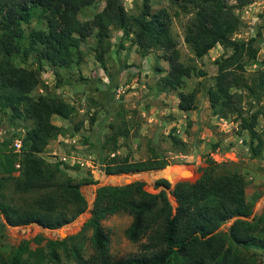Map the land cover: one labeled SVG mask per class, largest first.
Instances as JSON below:
<instances>
[{"label": "trees", "instance_id": "trees-1", "mask_svg": "<svg viewBox=\"0 0 264 264\" xmlns=\"http://www.w3.org/2000/svg\"><path fill=\"white\" fill-rule=\"evenodd\" d=\"M102 1L99 11L88 21H80L78 13L95 0H0V111L10 110L16 117L25 112L32 121L23 130L18 152L0 148V173L2 178L11 180L16 192H37L27 207L0 202V214L8 225L36 224L54 229L67 224L85 208L80 186L95 182L74 180L57 163L41 156L48 141L63 131L61 126L51 122V117L69 121L75 111L72 104L47 90L42 83L43 64L54 73L57 69L77 66L83 58L80 44L86 37L93 34L103 53L108 47L110 30L116 29L121 36L130 37L140 56L151 50L161 52L168 68L157 82L160 91L179 89L183 78L193 73L191 67L179 60L165 9L150 12V0H140L139 14L135 15L125 10L122 0ZM252 1L168 0L171 6L190 15L183 41L195 57H202L216 44L229 50L214 61L216 73L213 85L206 90L207 99L213 115L231 116L239 129L247 131L248 150L251 156H256L261 150V138L254 127L261 112L249 109L245 115L240 96L231 91V87H244L257 100L264 94L263 68L249 82L241 74L243 65L255 59L254 38L239 40L231 36L241 25L235 10ZM36 12L44 19V28L25 30L24 26ZM101 53L97 55L99 60ZM29 56L33 57L35 66L26 63ZM155 70L161 73V68L156 66ZM35 87H40L42 92L31 97ZM195 92V88L189 93L178 90L177 108L192 109ZM115 136L126 137V129L107 136L105 143L110 142L112 155L100 158L105 174L158 170L168 164L166 158L155 154L135 161L114 154ZM169 139L177 150L185 144L172 134ZM103 145L100 144V149ZM224 165L205 156L204 165L194 180H180L170 188L174 206L165 192L170 184L163 178L154 182V187H162L157 193L144 190L140 181L124 186H99L89 217L78 232L60 240H48L45 253L39 248L30 250L26 242L21 241L9 253H0V264H57L60 261L58 247H62L64 255L75 264H245L239 250L264 252V237L257 235L264 234V221L247 218L245 178L236 169L222 168ZM165 171L164 177H175L170 170ZM116 212L130 216L125 236L138 244L136 252L120 258L111 256L109 236L101 224L107 215ZM229 220V225L221 229ZM85 229H90L88 237L84 235ZM85 239L91 249L87 257L82 253ZM27 253L34 259L28 260Z\"/></svg>", "mask_w": 264, "mask_h": 264}, {"label": "rangeland", "instance_id": "rangeland-1", "mask_svg": "<svg viewBox=\"0 0 264 264\" xmlns=\"http://www.w3.org/2000/svg\"><path fill=\"white\" fill-rule=\"evenodd\" d=\"M122 4L127 12L139 14L140 0H122ZM102 5V0H95L90 6L81 9L78 19L88 21ZM160 8L165 9L170 18L169 32L176 42L179 60L193 69L192 74L183 78L177 90L160 91L157 87L160 76L168 68L166 61L161 58V52L151 50L145 56H140L130 37L121 36L116 29L110 30L108 47L103 53L93 34L86 37L80 44L83 58L77 66L57 69L54 73L47 64H43L40 70L42 83L47 90L72 104L75 111L69 121L58 116L51 117V122L61 126L63 131L48 141L41 156L48 162L57 163L74 180L88 179L95 182L80 186L85 199L84 210L58 228L46 229L36 224L11 226L5 223L0 214L1 254L9 253L21 241L26 242L30 250L39 248L45 253L48 240H60L78 232L89 217L95 190L99 186H124L140 181L144 190L157 193L162 187H154V182L163 178L170 184L165 192L168 201L174 206L170 188L177 181L194 180L204 165L205 156L224 163V169H236L243 174L246 181L245 199L249 205L247 218H259L260 223L264 221V94L257 100L244 87H231V91L240 96L245 115L249 109L261 112L254 127L261 138V150L256 156H251L247 146V131L239 129L237 121L231 116L222 118L213 115L207 99L206 90L213 85L216 73L214 61L228 54L229 50L216 44L202 57H195L183 41L184 27L190 15L179 7L171 6L168 0H150V12ZM235 12L241 25L232 33V38H254L253 45L257 49L254 61H247L241 73L249 82L258 70L264 69V0H253ZM44 25V19L36 12L24 28H44ZM99 53L101 60L97 57ZM32 58L29 56L26 63L35 66ZM15 62L19 64L18 60ZM156 66L161 68V73L155 70ZM193 88L196 91L194 107L188 111L179 110L177 91L189 93ZM41 92L40 87H35L30 96L36 97ZM31 122L25 112L16 117L10 110L0 111V148L12 151L11 141L20 138L24 128L29 127ZM75 126L77 130L74 131ZM118 129H126L127 136H115L117 149L114 154L133 161L155 154L166 158L168 164L158 170L105 174L100 158L106 154L112 155L109 153L111 144L105 141L109 134L118 132ZM171 134L185 142L181 150L170 145ZM100 144H104L101 149ZM165 170H170L175 177H164ZM3 176L6 177V174ZM36 194V191L16 192L11 180L2 178L0 173V202L27 207ZM129 222L130 216L124 212L107 215L101 221L109 236V252L113 258L124 257L137 250L138 244L130 242L125 236ZM230 222L220 228L224 230ZM83 232L88 237L90 229ZM257 235L264 237L262 232ZM57 251L60 255L57 264H75L64 255L62 247H58ZM90 252L88 239H85L82 253L87 257ZM27 254L25 257L28 260L34 259ZM239 254L245 264H264L263 251L239 250Z\"/></svg>", "mask_w": 264, "mask_h": 264}, {"label": "built area", "instance_id": "built-area-1", "mask_svg": "<svg viewBox=\"0 0 264 264\" xmlns=\"http://www.w3.org/2000/svg\"><path fill=\"white\" fill-rule=\"evenodd\" d=\"M11 148L14 152H18L20 149V138L16 137L12 140L11 142ZM18 165L15 164V167H17Z\"/></svg>", "mask_w": 264, "mask_h": 264}, {"label": "bare ground", "instance_id": "bare-ground-1", "mask_svg": "<svg viewBox=\"0 0 264 264\" xmlns=\"http://www.w3.org/2000/svg\"><path fill=\"white\" fill-rule=\"evenodd\" d=\"M171 178V176L169 177V179Z\"/></svg>", "mask_w": 264, "mask_h": 264}, {"label": "water", "instance_id": "water-1", "mask_svg": "<svg viewBox=\"0 0 264 264\" xmlns=\"http://www.w3.org/2000/svg\"><path fill=\"white\" fill-rule=\"evenodd\" d=\"M168 179V177H166Z\"/></svg>", "mask_w": 264, "mask_h": 264}]
</instances>
